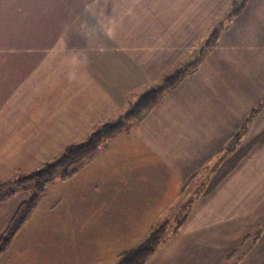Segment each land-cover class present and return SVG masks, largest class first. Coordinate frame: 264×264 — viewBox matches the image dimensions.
<instances>
[{
	"label": "crops",
	"instance_id": "crops-1",
	"mask_svg": "<svg viewBox=\"0 0 264 264\" xmlns=\"http://www.w3.org/2000/svg\"><path fill=\"white\" fill-rule=\"evenodd\" d=\"M240 3L0 0V181L53 160L199 57L45 186L0 264H116L181 217L144 264H264V0H245L200 53ZM27 195L0 201V231Z\"/></svg>",
	"mask_w": 264,
	"mask_h": 264
},
{
	"label": "trees",
	"instance_id": "trees-1",
	"mask_svg": "<svg viewBox=\"0 0 264 264\" xmlns=\"http://www.w3.org/2000/svg\"><path fill=\"white\" fill-rule=\"evenodd\" d=\"M244 1L241 0L239 6H234L222 20L217 22L207 40L201 46L200 53L214 45L215 39L224 24L237 13ZM198 59L199 57L191 62L184 63L171 75L165 77L159 88L150 89L139 95L131 108L118 119L104 122L97 126L90 131L83 141L67 145L53 160L16 178L0 181V201L11 197L18 191L28 193L27 197L19 204L12 217L0 231V253L7 248L11 238L23 225L46 185L52 183L54 180L64 181L70 178L84 158L93 153L105 139L127 128L128 121L131 118L140 116L147 108L155 104L161 93L172 87ZM181 220L182 217L175 218L172 234L177 232ZM170 223H172V220L168 219L157 224L137 246L120 254L116 264H144L147 258L163 243Z\"/></svg>",
	"mask_w": 264,
	"mask_h": 264
},
{
	"label": "rangeland",
	"instance_id": "rangeland-1",
	"mask_svg": "<svg viewBox=\"0 0 264 264\" xmlns=\"http://www.w3.org/2000/svg\"><path fill=\"white\" fill-rule=\"evenodd\" d=\"M198 57V54L197 55H195V56H193V58L191 59V60H193L195 57ZM130 121H128V123H129ZM185 199H187L186 197H184ZM184 200V199H183ZM38 201V200H37ZM185 201V200H184ZM166 220H168V219H166ZM165 221V220H164ZM162 222V221H161ZM160 222V223H161ZM174 223L175 222H172V223H170V226H169V228H168V230H167V232L165 233V236H164V240H163V242L168 238V237H170V236H172V235H174V234H172L171 232H172V226L174 225ZM159 224V223H158ZM252 236H255V234H252ZM251 236V237H252Z\"/></svg>",
	"mask_w": 264,
	"mask_h": 264
}]
</instances>
